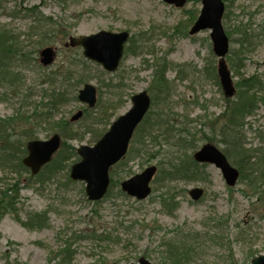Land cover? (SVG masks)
<instances>
[{
  "label": "rangeland",
  "instance_id": "obj_1",
  "mask_svg": "<svg viewBox=\"0 0 264 264\" xmlns=\"http://www.w3.org/2000/svg\"><path fill=\"white\" fill-rule=\"evenodd\" d=\"M224 1L223 25L230 40L226 61L232 77L235 83L256 77L263 88L255 94L261 103L240 130L246 145L231 160L237 167L248 149L264 147V0ZM200 10L201 0H188L183 8L162 0H0V24L30 51L28 68L19 71V92L2 96L0 89V118L11 119L13 137L21 144L29 140L27 130L41 140L57 132L62 136L58 157L62 166L54 165L37 176L30 170L19 175L0 167V264H128L140 257L166 264L164 244L175 246L182 236L192 249L190 264H251L255 256L264 254V206L257 204L255 192L241 179L228 186L213 164L205 165V178L193 181H170L165 171H158L152 193L144 200L121 195L124 179L151 165L159 168L160 162L165 167L167 154L180 149L177 140L160 136L161 145L148 154L114 166L111 175L116 183L99 201L88 199L84 181L70 177L71 166L79 158L66 159L70 148L96 142L88 122L106 118L98 126L101 132L131 107L134 94L143 90L158 94L153 74L162 63L172 82L170 109L163 111V103L155 105L152 117L172 116L173 128H184L189 139L193 133L198 148L206 142L199 141L205 134L221 150L227 147L220 134L225 96L210 30L189 34ZM99 30L131 34L114 73L85 59L81 48L64 47L70 35ZM46 46L58 48L55 62L47 67L39 62V52ZM70 65L76 76L85 70L86 82L98 88L99 101L87 117L84 114L73 122L72 130L77 129L81 137L66 139L56 121L84 110L80 101L62 106L46 123L37 124L30 116L35 109L40 111L39 103L33 102L41 101L47 92L49 76ZM136 153L132 150V155ZM194 187L205 189L199 201L189 196ZM30 218L42 221L29 226Z\"/></svg>",
  "mask_w": 264,
  "mask_h": 264
},
{
  "label": "trees",
  "instance_id": "obj_2",
  "mask_svg": "<svg viewBox=\"0 0 264 264\" xmlns=\"http://www.w3.org/2000/svg\"><path fill=\"white\" fill-rule=\"evenodd\" d=\"M2 26L3 25L0 24V89H2L1 95L4 96L11 90L19 92L21 88L19 71L20 68H28L27 64L30 59V51L27 52L19 36ZM81 62L83 65L86 64L84 60H81ZM84 72L85 70L79 72L78 76H76L75 73H72L70 65L68 68H60L56 74H51L46 81L47 92H43L41 101L33 102L34 104L39 103L40 111L35 109L32 116H30L31 119L36 121L37 124L49 122L54 119L62 106H66L70 104V102L78 101L77 90L82 84L86 83L89 78ZM153 84L158 94L153 92L152 107L163 103V111L169 110L170 108L167 106L169 103L168 91L171 90L172 82L166 76L164 63L160 64L159 68H156L153 74ZM236 88L237 96L235 94L233 98L225 99V109L222 114L225 117V121L220 133L224 138V143L227 145L222 151L226 154L231 163L236 153H240V151L245 148L246 143L244 142L240 130L243 128V121L246 117L253 114L258 108V104L261 103L258 102L255 94L263 89L260 86V81L256 77L250 76L236 82ZM1 100H5V98H1ZM152 107L143 122L138 126L127 155L115 166L124 162L127 163V161L135 159L140 155L148 154L149 149H155L161 145L160 141L157 139H159L160 136H165V141L172 139L177 140L176 145L180 149L175 154H167V161L166 163L164 162L166 166L164 167L162 164L163 162H160L158 171H165L166 179L170 181L177 179L193 181L205 178V164H199L193 158V153L199 146L198 142H194L193 133H191L189 139V133L186 132L184 128L179 127L175 130L173 128L174 118H172V116L163 118L158 114L157 117H152ZM89 110L90 109L87 107L84 108L85 117L88 116ZM104 115L106 116V114ZM105 119L106 118L102 117L96 120L92 119L88 122L87 127L93 132L94 141H97L108 130L103 129L100 132V128L98 127L99 125H103ZM9 120L11 119L6 120L0 118V167L4 170L10 169V171L22 175V171L28 170L22 161L23 157L27 154L26 143L21 144L19 138L13 137L14 132L11 131V128H13L12 121ZM106 124H110V122ZM56 125L66 139L81 137L77 129L72 130L73 122L69 119L62 117L56 121ZM172 131L174 132L170 135ZM26 133L25 138H35L31 130H27ZM202 140H205V143H214L211 141V136H207V134L199 141ZM133 145L137 148H133ZM132 150L133 152L137 150V153L132 155ZM69 151L70 152L65 156L68 161L73 157H78L75 148L71 147ZM60 153L61 150L56 154L52 162L43 167L40 173L48 171L49 169L53 170V168H55L53 167L54 165L62 166L58 158ZM77 160H79V158ZM237 167L240 171V179L244 183H247L255 192L257 204L264 206V147L248 149L243 153L241 163L237 165ZM115 180V178L111 177L112 185L116 183ZM109 192L110 190L108 193ZM120 193L126 196L122 191H120ZM175 208L176 206L174 205L173 209ZM36 222L34 218H30L27 224L35 226L37 224ZM186 242L187 240L182 236V239L178 240L175 246L171 245V243L164 244L165 259L167 260L166 264L191 263L192 249L187 246Z\"/></svg>",
  "mask_w": 264,
  "mask_h": 264
},
{
  "label": "water",
  "instance_id": "obj_3",
  "mask_svg": "<svg viewBox=\"0 0 264 264\" xmlns=\"http://www.w3.org/2000/svg\"><path fill=\"white\" fill-rule=\"evenodd\" d=\"M177 8L184 7L187 0H163ZM201 12L190 29V35L202 30L210 29L213 51L218 57L217 72L223 93L231 98L236 93L234 79L226 62V55L230 49L229 37L223 26L225 2L223 0H201ZM128 31L113 32L100 30L89 35L70 36L65 47L83 48V56L100 64L108 72H115L121 63L125 44L128 42ZM57 49L54 46L44 47L40 51V62L44 66L54 63ZM81 103L93 108L97 104L98 90L91 83H86L78 92ZM132 106L127 112L113 121L109 130L94 144L81 145L77 148L80 160L72 164L70 176L73 180L86 182V194L91 201L101 200L110 186V169L118 163L128 152L133 134L138 125L150 110L152 99L147 90L134 94L131 98ZM83 111H77L71 121L79 120ZM62 138L55 133L49 139H34L27 142L28 154L23 159L25 166L30 168L32 175H36L41 168L49 163L61 146ZM194 159L200 163H211L218 167L229 186L237 184L240 172L231 165L227 156L215 144L206 143L195 153ZM157 172V166L146 167L121 182V189L127 195L138 200L146 199L151 191V183ZM205 193L204 188L194 187L189 195L194 201L200 200ZM112 264H120L113 262ZM129 264H152L146 257H140L138 262ZM251 264H264V254L252 259Z\"/></svg>",
  "mask_w": 264,
  "mask_h": 264
}]
</instances>
